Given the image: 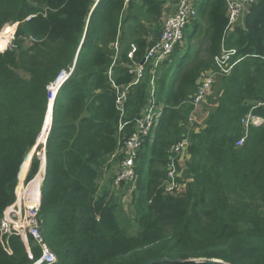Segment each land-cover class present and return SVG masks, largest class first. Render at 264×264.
<instances>
[{
    "label": "trees",
    "instance_id": "obj_1",
    "mask_svg": "<svg viewBox=\"0 0 264 264\" xmlns=\"http://www.w3.org/2000/svg\"><path fill=\"white\" fill-rule=\"evenodd\" d=\"M166 2L171 7L173 0H0V31L17 23L12 45L0 51V218L15 200L18 173L28 181L38 171L31 149L47 130L41 132L48 86L73 66L53 97L45 167L31 185L35 203L40 188L38 217L56 256L52 264H143L159 257L165 259L147 264H264V122L249 125L243 144H235L248 112L264 119V0H253L242 25L229 31L225 0H194L186 48L176 44L154 73L158 114L133 158L130 214L121 195L98 183L111 159H123L151 65L130 86L121 117L110 79L131 82L130 67L159 36ZM222 47L241 59L213 83L204 124L190 122L192 99L202 76L216 70ZM184 138L187 159L176 165L182 188L168 193L170 147ZM27 243L29 252L20 236L0 234V264L38 257L31 237Z\"/></svg>",
    "mask_w": 264,
    "mask_h": 264
},
{
    "label": "built area",
    "instance_id": "obj_2",
    "mask_svg": "<svg viewBox=\"0 0 264 264\" xmlns=\"http://www.w3.org/2000/svg\"><path fill=\"white\" fill-rule=\"evenodd\" d=\"M97 1V0H96ZM227 5V25L226 30H231L236 26V20L238 15L248 7L253 0H225ZM196 16V10L193 5V0H173L170 13L165 18L159 36L152 42L146 49L142 61L130 67L129 72L134 74L130 83L125 85H117L110 79L112 88L115 91L116 98L115 104L119 112L120 117L124 114L123 102L128 94L130 86L136 84L139 78L143 74L144 64L149 62L151 65V77L149 79L148 94L141 113V116L136 121V130L127 138L123 148V159L120 161L116 175L114 177V183L118 184L124 182L130 184L135 181L134 171V156L137 148L141 145L144 136L147 135L150 128L154 124L155 118L158 114V108L155 101V76L154 73L158 66L171 54L176 44L180 43L184 38V29L189 24L190 20H193ZM116 47V44H115ZM241 59L237 55V50L234 48L222 47L218 55L214 57V65L216 70L204 74L200 81V86L192 99L193 110L189 115V120L193 121V114L201 104L206 100L207 96L211 92L213 83L216 81L217 76L228 75L233 66ZM73 70V66L68 69H62L55 77L54 81L48 86L49 100L54 97L60 84L70 75ZM111 67L107 70V75L110 76ZM57 86L54 95H51L50 87ZM210 91V92H209ZM52 96V97H51ZM264 122L261 117L253 115L248 112L242 119L241 123L244 127L243 135L236 141V146H241L244 139L247 136V130L249 125H258ZM124 125V122L119 121L118 129L120 130ZM188 139L184 138L180 142L170 147L169 162L167 164V176L165 182V192L172 193L177 184V168L181 160L180 157L185 152ZM36 145V144H35ZM34 146L33 149L35 150ZM35 153L40 160V165L37 173L40 171L41 165L45 167V154L44 144L36 150ZM36 173V174H37ZM34 177L28 181H25V175L22 179L19 178L15 187V200L12 204L7 206L0 218V234L1 236H8L15 234L20 236L24 241L27 251L29 247L27 243L28 237H31L34 243L39 247V255L33 259L29 264H52L56 261L54 252L50 249L47 243L44 241L41 235V221L38 217V207L40 204V188L38 190V199L32 191V182ZM43 179V176H42ZM41 179V183H42ZM26 185V187H24ZM179 187V186H178Z\"/></svg>",
    "mask_w": 264,
    "mask_h": 264
},
{
    "label": "rangeland",
    "instance_id": "obj_3",
    "mask_svg": "<svg viewBox=\"0 0 264 264\" xmlns=\"http://www.w3.org/2000/svg\"><path fill=\"white\" fill-rule=\"evenodd\" d=\"M244 13H246V8L238 15V18H237L236 24H235L236 26L240 25V23L242 22V20L244 18ZM16 26H17L16 24L14 25V23H12V24H6L2 27V29L0 31V38H2L1 40H5V42H4V46L2 48H0L1 51L7 49L8 47H10L12 45ZM5 27H9V30L7 32L8 34L6 36L1 34V32H3V28H5ZM189 28H190V26H188V29ZM186 30L187 29H184V33L186 32ZM181 45L184 47L187 45V38H186L185 34H184L183 40L181 41ZM203 103L201 104L200 109L202 108V109H205V111H206L207 106H206L205 101ZM50 118H51V114H50ZM50 118H49L48 123L45 126L43 125L44 127L42 128V130H44L45 127H47V130H46L45 136H44V134L41 135V137H40L41 141L38 138L39 142L37 141V143H38L37 146L38 145L42 146L43 144H45L47 133H48L49 126H50ZM43 137H44V140H43ZM37 146H36V148H37ZM36 150H39V149H35L34 151L32 150L31 157L33 155L37 156V154L35 153ZM180 159H181L180 163L182 164L184 162V160L187 159L186 152L183 153V155L180 157ZM111 160L113 162H111L110 165H105L101 169L100 177L98 179V183L101 187L109 186L110 189L115 194L121 195V197L123 198V207L125 208L126 212L130 214V211L133 208L131 193L136 190V186H135L136 181H134L130 184H125L124 187H120L119 185L115 186V184L113 183V181H111V179H112V177H114L113 175L115 174L117 166H119L120 162L118 163V161L115 159H111ZM179 175H180V172H179V170H177V176H179ZM181 185L182 184H180L179 188H182ZM24 187H26V185H24Z\"/></svg>",
    "mask_w": 264,
    "mask_h": 264
},
{
    "label": "crops",
    "instance_id": "obj_4",
    "mask_svg": "<svg viewBox=\"0 0 264 264\" xmlns=\"http://www.w3.org/2000/svg\"><path fill=\"white\" fill-rule=\"evenodd\" d=\"M193 2H194V0H193ZM169 3L168 2H166L165 4H163V6H162V9H161V18H160V24H161V26H162V24H163V22H164V20H165V18L167 17V15L170 13V10H171V7L168 5ZM244 15H245V13H244ZM244 19V18H243ZM242 23H243V20H242V22L240 23V26L242 25ZM17 25V23H14V25ZM239 26V25H238ZM180 45H181V42L179 43ZM184 48H186V46L184 47V46H182L181 45V49L183 50ZM1 51V50H0ZM216 79H217V77H216ZM211 93V92H210ZM209 93V94H210ZM208 97H209V95H208ZM208 97L206 98V100H205V103H206V106L208 105ZM204 104V103H203ZM206 115H207V111H205L204 109H200V107L198 108V109H196L195 110V113L193 114V122H195V123H197V124H199V125H203L204 124V120H205V118H206ZM191 122V121H190ZM181 161V160H180ZM180 161H179V164H181L180 163ZM28 169V168H27ZM27 172V171H26Z\"/></svg>",
    "mask_w": 264,
    "mask_h": 264
},
{
    "label": "water",
    "instance_id": "obj_5",
    "mask_svg": "<svg viewBox=\"0 0 264 264\" xmlns=\"http://www.w3.org/2000/svg\"><path fill=\"white\" fill-rule=\"evenodd\" d=\"M52 101H53V98H51L50 100H49V103H48V111H47V114H46V118H45V121H44V126L46 125V120H47V116H48V114L50 113L51 114V107H52ZM43 126V127H44ZM42 127V128H43ZM41 131H43V130H41ZM39 138V137H38ZM38 141V140H37ZM37 142H36V145H35V147L37 146ZM164 260L165 258H150V259H148V260H146L143 264H147L148 262H150V261H153V260Z\"/></svg>",
    "mask_w": 264,
    "mask_h": 264
},
{
    "label": "bare ground",
    "instance_id": "obj_6",
    "mask_svg": "<svg viewBox=\"0 0 264 264\" xmlns=\"http://www.w3.org/2000/svg\"><path fill=\"white\" fill-rule=\"evenodd\" d=\"M8 30H9V27H5L3 28V32H1L2 35H7L8 33ZM2 38H0V48H2L4 46V42L5 40H1ZM6 39V38H5ZM57 88V87H56ZM56 88H55V91H56ZM55 91L53 92L52 95H54ZM52 97V96H51ZM49 118H50V113H49ZM41 134V133H40ZM22 164V163H21Z\"/></svg>",
    "mask_w": 264,
    "mask_h": 264
}]
</instances>
